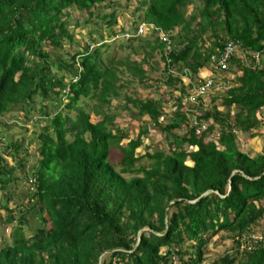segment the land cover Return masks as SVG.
<instances>
[{
	"label": "trees",
	"instance_id": "trees-1",
	"mask_svg": "<svg viewBox=\"0 0 264 264\" xmlns=\"http://www.w3.org/2000/svg\"><path fill=\"white\" fill-rule=\"evenodd\" d=\"M119 6L136 13L131 33L113 31ZM86 22L99 40L105 29L137 44L120 43L128 52L110 65L103 41L50 59L63 42L78 43L72 31ZM227 41L233 53L216 71L211 56ZM263 45L264 0H0V117L16 110L28 119L36 98V112L49 118L26 139L36 144L30 166L21 139L1 147L0 225L9 242L0 264H264V146L251 155L237 136L252 138L264 125ZM205 79L210 85L190 101ZM130 82L145 93L125 91ZM157 83L165 90L147 95ZM62 98L73 117L47 111ZM114 99L147 117L134 136L111 130ZM153 127L164 135L161 150L144 141ZM18 181L29 189L9 207ZM214 236L222 249L210 255Z\"/></svg>",
	"mask_w": 264,
	"mask_h": 264
},
{
	"label": "rangeland",
	"instance_id": "rangeland-1",
	"mask_svg": "<svg viewBox=\"0 0 264 264\" xmlns=\"http://www.w3.org/2000/svg\"><path fill=\"white\" fill-rule=\"evenodd\" d=\"M121 9V13L120 15H118V12ZM131 9L130 8H123L122 6H119V9L117 10L116 8H113L112 13H114L117 17L116 20H118V26H114L113 27V31H117L119 29V26L123 27L124 29H126L127 31H129L130 33L133 32L131 25H130V21L132 18L135 17L136 13H130ZM77 12V11H76ZM137 14H140L139 12ZM86 12L81 11V12H77V16L79 17V21H81V17L85 16ZM74 18H76L74 16ZM83 19V18H82ZM94 19V18H92ZM85 26L83 28V26L81 27L80 24L78 27H76L75 29H73L72 31V35L73 38L78 42L77 44L74 42L72 43H67V42H63L62 43V47L59 49H53L54 51L51 52L50 54V59H54V57L56 56H61L62 54L64 55V52L67 51V53H72L73 50L76 47L81 48L82 45L84 43H88V44H94V43H98L99 41H103L105 43H107V49L102 53L101 55V59L102 61H104V63L106 65H110L111 64H115V61L121 59L124 55H126V52H128V46H124V49L119 48V44L122 43V45H128L131 44V46H135L137 43L135 40H129V36H126L124 34H122L121 32H118L116 34V36H111L107 33V31L105 29H102L100 34H101V38L102 39H98L97 38V34H95L94 32L90 34L91 29H94V25L92 24V22H86L84 23ZM73 25V20H69L68 22V26L71 27ZM102 27V26H101ZM89 30V31H88ZM90 34V35H89ZM133 34V33H132ZM89 37L92 38L91 40H89ZM97 41V42H96ZM44 50L48 51V45L46 43H44L43 45ZM138 55V54H137ZM140 56V54H139ZM66 57V62H70L69 60V55L65 56ZM113 57V59H109ZM109 62V63H108ZM152 63L154 64L156 70H160L161 64L159 62L156 63V58H152ZM155 70V71H156ZM217 71V70H216ZM215 75H219V72H215ZM183 81H186V78H182ZM155 84V82L153 83V85ZM158 84V88L160 87V90L156 91L151 87V88H147L148 94H153L152 97L157 98L158 97V93L161 90H165L163 88V85L161 83H157ZM155 87V85H154ZM130 88H132L133 90V82L127 83L125 86V91H129ZM135 93H140L143 94L145 93L140 87L139 85H136L134 87L133 90ZM164 97H167V95H164ZM35 102L31 105L32 109L30 111V115L28 117V119H24L21 120V118L18 117L19 112L16 110H10L7 111L4 115H2L0 117V121L4 120V124H0V136H1V140H0V156H1V147H3L4 143L6 141L9 140H16V139H21L22 141V148L28 152V153H33V155H30L29 157H27V162L25 163V165L30 166L31 162L33 161V156L34 158L37 157V155L35 154L36 151L35 143H31L30 145L26 144V139H29L30 137H32L33 132H39L42 130V126L46 124V122L48 121L49 118L43 117L42 115H39L38 112H36V110H38V104H37V99L35 98L34 100ZM65 99L62 98L61 102L59 105H57L56 108H52L49 107L48 108V112H54L55 110H60L61 112L63 111H67V114L70 115L71 117L74 116V109H65L64 108V103H65ZM207 99L205 98L204 100V104H205V108L208 107V103L206 104ZM79 103L84 104L85 101L80 100ZM116 100L114 99L112 101V105H113V109L115 110L114 112L116 113V116L114 118V124L110 127L111 130L114 129V127H118L122 130L123 133L126 134L127 137H130L131 135L134 136L136 131L138 130L139 127H141L142 125L147 124L148 120L146 116H141L140 118H136V113L135 110H131L130 112H128L126 109H122L121 106L117 105L116 107L114 105H116ZM53 104H55V101H53ZM91 103H88V105H90ZM166 111L167 113L171 114V112L173 111V106H170V103L167 102L166 103ZM16 115V116H14ZM165 121V117H163ZM89 119L91 121H96L98 119L97 116H95V114H93L92 112L89 113ZM148 134L146 136V138L144 139L145 143L147 145L150 146V150L151 151H156V150H161L162 147H164V135L162 132H159V130L155 127L153 128H149L148 129ZM182 130V129H181ZM180 130H174L172 132H176L179 133ZM238 137H240V142L238 143V148L241 149L242 151H248L250 152V154L252 155L253 152H257L260 151L261 148L264 146V125L262 127H260V134L252 137V138H242L241 134H237ZM23 137V139H22ZM124 141V139H121V141ZM137 153H141L143 152V147H139L136 150ZM21 151L19 152V156L22 155ZM35 154V155H34ZM4 161L6 162V159H4ZM26 171V176L27 177H31L29 171ZM17 185V190L19 191V195H18V199L14 197V200L11 201L9 207L13 206V204H17L19 202L23 201V197L22 194L20 193V191H25L27 190V185L25 183H23L22 181H18L16 183ZM29 189V188H28ZM10 191H14L15 189L10 188ZM10 191H7V193H9ZM0 194H2V191H0ZM1 198V197H0ZM1 213V210H0ZM264 219V218H263ZM262 222V221H261ZM46 224H48V221H46ZM8 233H9V228L6 227L5 225H0V245L2 244V241H7L9 242V237H8ZM26 235L30 234V230H26L25 231ZM213 239L215 240V245L211 248H209V254L210 255H215V254H219L222 246H220L221 243L219 242V237L214 236ZM222 244L227 245L228 241L224 240L222 242Z\"/></svg>",
	"mask_w": 264,
	"mask_h": 264
},
{
	"label": "built area",
	"instance_id": "built-area-1",
	"mask_svg": "<svg viewBox=\"0 0 264 264\" xmlns=\"http://www.w3.org/2000/svg\"><path fill=\"white\" fill-rule=\"evenodd\" d=\"M142 24L139 25L135 31V33H140L142 32ZM124 35L128 36L129 34L125 33ZM234 50V44L231 41H227L221 48V50L219 51V53L216 56H211L210 61L212 62V68L216 69V70H221L223 68H225V66L227 65L230 56L232 55ZM262 52H264V46L262 47ZM260 53L258 51H253L250 52V55L252 56V58L254 59V63H259L260 60ZM210 79H205V84L203 85H198L197 87L194 88L193 92L190 93V95L188 96V99L194 100V97L200 93L203 92V90L210 85ZM251 237L253 239H261V235L257 234H253L251 235Z\"/></svg>",
	"mask_w": 264,
	"mask_h": 264
},
{
	"label": "clouds",
	"instance_id": "clouds-1",
	"mask_svg": "<svg viewBox=\"0 0 264 264\" xmlns=\"http://www.w3.org/2000/svg\"><path fill=\"white\" fill-rule=\"evenodd\" d=\"M125 34V33H124ZM128 36H130V35H128ZM184 114L188 117L189 116V114L185 111L184 112ZM19 118H21V120H24L22 117H21V115H20V113H19V116H18ZM21 146H22V144H21ZM254 234H257V233H254Z\"/></svg>",
	"mask_w": 264,
	"mask_h": 264
},
{
	"label": "crops",
	"instance_id": "crops-1",
	"mask_svg": "<svg viewBox=\"0 0 264 264\" xmlns=\"http://www.w3.org/2000/svg\"><path fill=\"white\" fill-rule=\"evenodd\" d=\"M141 24H143V23H138V26L141 25ZM143 25H144V24H143ZM138 26H137V27H138ZM263 46H264V45H263ZM262 59H263V58H260L258 65H261V61H262Z\"/></svg>",
	"mask_w": 264,
	"mask_h": 264
},
{
	"label": "water",
	"instance_id": "water-1",
	"mask_svg": "<svg viewBox=\"0 0 264 264\" xmlns=\"http://www.w3.org/2000/svg\"><path fill=\"white\" fill-rule=\"evenodd\" d=\"M203 195V194H202Z\"/></svg>",
	"mask_w": 264,
	"mask_h": 264
}]
</instances>
